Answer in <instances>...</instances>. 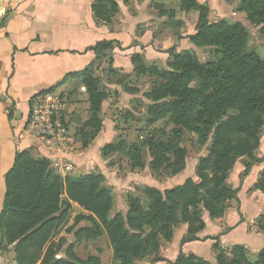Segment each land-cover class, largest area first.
<instances>
[{
	"label": "trees",
	"instance_id": "1",
	"mask_svg": "<svg viewBox=\"0 0 264 264\" xmlns=\"http://www.w3.org/2000/svg\"><path fill=\"white\" fill-rule=\"evenodd\" d=\"M182 5L185 10L194 11L196 17L195 33L187 36L189 44L196 48L216 46L220 48L222 60L201 64L195 51L190 50L168 61L170 71L143 65V56L139 54L133 58L132 65L134 72L139 74L160 76L153 90L144 94L152 102L149 123L153 125L160 119H169L178 127L175 142L151 139V145L162 154L153 161L152 168L166 165L165 169L172 171L170 176L179 175L185 169L187 158V150L179 145L183 130L196 136L201 149L215 130L209 156L201 159L198 168L200 183L188 180L165 191L146 186V203L131 201L127 219L121 213L111 217L114 196L101 171L63 178L51 170L48 159H35L28 150L18 152L5 177L6 192L0 214V253L14 252L16 264H102L95 256L87 261L79 259L74 245L68 247L66 257L57 258L65 241L54 243L52 239L67 222L73 203L88 213L79 216L71 230L77 241L97 239L106 234L114 250V264H137L144 259L151 264L164 261L159 255L161 243L172 241L175 226L183 224L188 227V237L181 242L182 246L199 241L197 235L206 228L204 212L213 223L226 216V202L235 197L227 185L228 175L238 159L245 156L253 159L264 126V61L254 53L245 52L248 37L244 26H231L226 19L210 20L208 5L200 4L198 0H182ZM92 11L99 20L108 21L109 14L118 12V4L116 0H101ZM237 11L246 13L248 19L257 25L264 24V0H240ZM5 21L6 18L2 23ZM116 43L118 41L106 40L88 48L95 54L93 63L83 72L70 74L51 88H58L70 77L83 82L80 88L85 87L89 96L92 113L89 122L93 130L83 132L81 150L88 149L102 131L99 114L103 102L115 105L122 93L116 91L115 98L107 94L100 78L94 74L101 47L109 48L107 50L112 53ZM178 47L175 45L168 52ZM109 70L111 74H118L113 67ZM119 76L115 77L114 83L123 87L124 93L131 94L132 88L125 86V80ZM230 110L238 115H229ZM128 118L135 119L134 113L129 111ZM73 137L75 139L74 134ZM109 149L114 146L108 144L102 148L103 157H108ZM130 151L131 157L136 158L139 148L132 146ZM173 158L176 162H171ZM255 187L264 192V171ZM82 221L90 226H80ZM257 223L258 229L264 233V213ZM213 248L217 252L216 264H264V250L255 262H251L244 245L234 246L231 252L219 245ZM171 264L212 263L181 252Z\"/></svg>",
	"mask_w": 264,
	"mask_h": 264
},
{
	"label": "rangeland",
	"instance_id": "2",
	"mask_svg": "<svg viewBox=\"0 0 264 264\" xmlns=\"http://www.w3.org/2000/svg\"><path fill=\"white\" fill-rule=\"evenodd\" d=\"M99 2L101 3V0H87V11L92 15L97 26H105L112 32L122 30L121 18L124 16L125 12L132 17H137L138 12L141 11V16L138 19L139 23L134 24L133 34L128 38L129 43L118 41V43L114 45V51L112 53L111 50H107L109 48L101 47V53L99 52L98 60L94 64V74L100 78L102 89L107 94L112 95L115 98L116 91L124 93L123 90L125 89L114 83L117 75H120L119 78L122 76V79L125 80V86L128 85L133 90L131 94H128L130 109H125L120 103L111 106L108 105L107 102H103L99 114L103 122V127L104 120L115 123V133L114 135L109 136L110 143H106L103 146L105 147L108 144H112L114 149L107 150V152H109L107 153L108 157H103V152L101 151L103 159L107 162L108 178L102 172L101 173L105 176L106 184L112 190L114 196V208L110 216L115 217L117 214L121 213L124 218L127 219L131 201L140 200L142 203H146V186L165 191L183 185L188 180H193L197 184L200 183L201 180L197 176L198 168L201 159L209 156L208 149L215 138V130H212L207 145L202 149L198 147L196 136L185 129L183 130L182 139L179 142V145L187 150V158L185 161V169L179 175L170 176L172 171L171 169H165L166 165L160 168H152L153 161L157 157H161L162 154L155 146L151 145V139L158 142L163 141L165 143L170 141L175 142L178 139L175 136V131L178 127L169 119H160L153 125L149 123V120L152 119L149 114L152 102L145 97L144 94L153 90L156 86V82L160 81V76L157 74L142 75L141 73L134 72V70L132 73L126 74L122 69L114 67L116 60L122 64L128 63L132 65L133 58L139 54L143 56L141 59L143 65L153 66V68L159 71H170L168 61L173 56L184 51H195L201 64L219 62L222 60L223 55L220 52V48L216 46L196 48L193 45H191L192 47L189 45L187 36L195 33L196 17L194 11H187L184 9L182 0H171L170 5L162 0H129L128 3H125L123 0H116L118 4V12L109 14L107 16L109 19L105 17L109 22L102 19L99 20L92 11L93 6ZM198 2L200 4L208 5L210 14L211 11L213 13V20L226 19L231 26L238 24L244 26L248 37L245 52L254 53L259 59L264 61V24L257 25L255 22L248 19L246 13L238 12L237 8L240 7V0H225L230 7L227 15H219L220 13L217 11L218 8L211 9L208 0H198ZM139 4H145V7H143V9L139 8ZM147 32H150V35L146 40H157V42H159L158 45L161 49L160 52L166 56L165 61H150L146 57V49L149 48V44L144 45V42H141L140 39ZM180 37L182 39L179 40ZM104 41L106 42V40H103V42ZM175 45L179 46L178 49L176 48L175 51L169 53L168 51ZM111 67L118 71L117 75L110 73L109 69ZM82 84V80L75 79L65 91L69 100L67 114L70 117L72 133L76 140L75 152L80 151L83 147V132H91L93 130L89 122L92 116L89 96L86 95V93L80 94L79 88ZM58 91L63 92L64 89L58 88ZM129 111L134 113L135 119L128 118ZM229 115H238V113L230 110ZM138 116H141V119H139ZM136 117L140 121H138ZM132 146H137L139 148V153L136 158L131 157L130 155V148ZM32 155L35 159L44 158L33 153ZM263 159L264 126L259 133V145L253 152V159L247 156L238 159L233 170L228 175L227 185L232 188L235 197L226 202V216L217 223H213L207 212H204L203 214L204 222L206 219L213 224H219L222 228L220 236H207L200 239L199 236L206 228L197 235L199 241H209L211 244L212 256L209 254H202L203 256L200 257L193 253H185L183 247L188 243L181 246V242L188 237V227L183 224H178L174 228L172 241L169 243H161L159 255L164 261L152 264L174 263L181 252L187 255H195L198 258L216 264L217 252L213 247L217 245L227 252H231L236 245H244L247 249L249 260L255 262L259 253L264 250V233H262L257 227L258 219L264 213V192L256 190L255 187L264 171ZM48 160L50 161V159ZM171 162H176V159L173 158ZM248 164H250V166L249 168H246ZM142 166L145 167L144 170L141 169ZM50 167L54 173L63 177L55 170V167L51 165V161ZM94 170L98 169L85 172L87 170H80L75 165V171H73V174L70 176L89 174ZM253 174L259 175L258 179L253 184V187L245 193L248 186L247 182L249 180L251 181ZM130 178H133V181L124 185V187H121V185H118L117 183L125 184L129 182ZM83 214L88 213L84 212L77 204L73 203V208L68 215L67 222L55 233L52 239V242L54 243L61 242V240L65 241L59 250L57 258L66 257L68 247L74 245V252L82 261H87L91 256H95L100 259L102 264H114V250L106 234L97 239L78 242L75 238V232H71L77 218ZM233 222H235L236 226H244V229L242 228L244 231H236L226 241L224 240L223 246H229V243L234 241L233 246L222 247L220 237L233 229L229 227V224H232ZM80 226L89 227L90 224L86 221H82ZM244 232H247L248 236H246ZM175 238H178L180 241L176 252L173 249L168 250L170 248L168 246L173 243ZM5 253L6 252L0 254L4 255ZM137 264H151V262L148 259H144Z\"/></svg>",
	"mask_w": 264,
	"mask_h": 264
},
{
	"label": "crops",
	"instance_id": "3",
	"mask_svg": "<svg viewBox=\"0 0 264 264\" xmlns=\"http://www.w3.org/2000/svg\"><path fill=\"white\" fill-rule=\"evenodd\" d=\"M162 1L171 4V0ZM208 3L211 9L218 8L219 15L229 12L230 7L225 0H208ZM138 7L143 9L145 4H139ZM140 14L141 11L137 17H132L125 12L121 18L122 30L112 32L105 26L95 24L87 11V0H0V214L6 192L5 177L14 165L16 154L28 150L49 159L42 144L23 133L29 118L30 99L58 86L68 75L83 72L95 59V54L88 48L96 43L103 40L129 43L128 38L133 34L134 24L139 23ZM212 15L211 11V20ZM4 18L6 21L2 23ZM149 35L150 32H147L140 39L144 45L149 44L146 57L150 61H165L166 56L160 52L159 42L146 40ZM114 67L126 74L134 70L133 65L122 64L117 60ZM73 81L75 78L70 77L58 88H63L65 92ZM80 94L84 93L80 91ZM120 98L115 105L120 103L125 109H130L128 94L122 93ZM107 104L114 106L109 102ZM66 121L72 131L68 114ZM114 127L115 123L104 120L103 130L90 147L69 156L78 169L87 170L85 172L98 169L108 178L107 162L102 157L101 148L110 143L109 136L114 135ZM258 176L253 174L251 181L247 182L245 193L253 187ZM132 181L133 178H130L125 184L117 183L124 187ZM205 223L206 229L199 236L200 239L220 236L222 228L219 224L206 219ZM229 227L233 229L220 237L222 247L233 246L234 241L229 246H223L224 240L244 229V226H236L235 222ZM244 233L248 236L247 232ZM179 244V239L175 238L168 250L176 252ZM183 251L200 257L202 254L212 256L209 241L188 243ZM14 260V252L0 254V264H16Z\"/></svg>",
	"mask_w": 264,
	"mask_h": 264
},
{
	"label": "built area",
	"instance_id": "4",
	"mask_svg": "<svg viewBox=\"0 0 264 264\" xmlns=\"http://www.w3.org/2000/svg\"><path fill=\"white\" fill-rule=\"evenodd\" d=\"M85 93V87L80 88ZM24 134L39 141L48 153L51 165L63 177L73 174L75 165L69 158L75 152V139L66 121L69 100L58 88L33 96Z\"/></svg>",
	"mask_w": 264,
	"mask_h": 264
},
{
	"label": "water",
	"instance_id": "5",
	"mask_svg": "<svg viewBox=\"0 0 264 264\" xmlns=\"http://www.w3.org/2000/svg\"><path fill=\"white\" fill-rule=\"evenodd\" d=\"M0 248H1V240H0Z\"/></svg>",
	"mask_w": 264,
	"mask_h": 264
}]
</instances>
